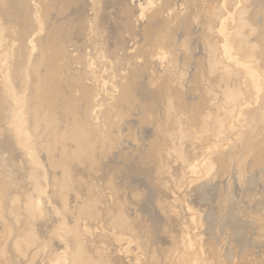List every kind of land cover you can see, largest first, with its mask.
I'll return each mask as SVG.
<instances>
[{"label": "rangeland", "instance_id": "rangeland-1", "mask_svg": "<svg viewBox=\"0 0 264 264\" xmlns=\"http://www.w3.org/2000/svg\"><path fill=\"white\" fill-rule=\"evenodd\" d=\"M0 140L82 264H264V0H0Z\"/></svg>", "mask_w": 264, "mask_h": 264}, {"label": "bare ground", "instance_id": "bare-ground-1", "mask_svg": "<svg viewBox=\"0 0 264 264\" xmlns=\"http://www.w3.org/2000/svg\"><path fill=\"white\" fill-rule=\"evenodd\" d=\"M222 23L224 25L225 21ZM222 51H223L224 56H226L227 58V56H229V52L226 51L225 45L222 46ZM243 57H246V56L244 55ZM227 59L229 60L231 58L228 57ZM30 73L32 75L31 71ZM250 77L253 78V73L252 74L250 73ZM34 81L36 80L34 79ZM38 81L40 80H37V82ZM3 83L7 85L6 79H4ZM52 85L54 87V84ZM48 86L47 85L41 86V89H37L36 92L39 94V90H40L41 96L45 98L47 95L46 98L48 99V101H52L54 100V96H53V93L51 92L52 89ZM19 87H22V85ZM10 90L8 89V91ZM32 90H30V93H32ZM12 92L13 90H11V93ZM11 93L10 95H12ZM258 93L259 91L257 90L255 94V102L258 101V97H259ZM12 97L16 98V99L13 98L14 103H15L14 123L17 124L18 129H16L17 127L15 129L17 133L22 136V140H27L26 138L29 136H27L25 132L26 128L24 126V121L26 119L23 120L24 119L23 111H24V114L27 113V111H29L30 109V106H26L27 104H25L23 97H20V96H12ZM247 107L248 105L244 104L241 106V109H240L239 115L240 117L242 115L243 122L246 121V117L248 115ZM29 120L30 118H28L26 121L27 125L29 124ZM29 127L30 125H28V128ZM83 131H84V128H83ZM0 142H2L3 146L2 145L1 146L5 149V151L10 150V145L8 141L0 140ZM26 147L24 146V149ZM212 150L208 149L206 151L207 154L205 153L206 155L204 156V159L206 160L208 159V156H210V154L212 153ZM31 160H34L33 157ZM215 160L217 161L218 159H215ZM191 170L194 171L193 168H191ZM40 202L41 201L35 202V203L32 202L29 205H23L22 208L20 207L21 209H19L18 213H16L17 211L11 206L0 205V264H82V263H85L87 259V253L85 249L81 247V242H80L81 230L79 229L78 223L73 220L67 221L64 219V217L63 218L60 217L57 219L50 218L49 217L50 211L52 209L49 210L47 207L41 206ZM55 209H58V208L55 207ZM19 212L23 215V217L20 216ZM55 213H56V210H55ZM11 215L13 216L10 217ZM113 224L116 228L121 229L122 231L121 226L117 225L114 222ZM126 229H129V228H126Z\"/></svg>", "mask_w": 264, "mask_h": 264}]
</instances>
